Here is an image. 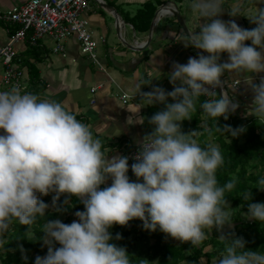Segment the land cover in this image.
<instances>
[{"label": "clouds", "instance_id": "9594fccd", "mask_svg": "<svg viewBox=\"0 0 264 264\" xmlns=\"http://www.w3.org/2000/svg\"><path fill=\"white\" fill-rule=\"evenodd\" d=\"M222 5V0H190V10L206 22L199 32L189 33L183 44L209 55L190 57L186 64L173 62L168 74L172 91L153 86L143 92L137 86L147 106L165 107L148 118L153 130L139 142L131 165L136 181L127 175L129 158L106 157L101 140L60 102L22 94L16 86L0 92L4 133L0 135V233L14 220L31 225L37 214L45 215L49 206L37 193H55L54 207L61 194L76 197L84 205L70 224L60 220L43 224L42 240L48 251L36 256L35 264H131L127 249L110 243L122 239L121 234L113 237L109 228L127 226L133 219L141 220L145 230L159 229L192 245L207 238L206 228L221 231L231 224L225 192L234 189L236 180L218 186L216 171L224 162L219 148L200 147L194 138L197 132L185 134L178 123L191 119L199 97L216 95L226 70L264 73V7L249 17L256 27L248 30L234 20L214 19L222 14ZM239 12V6H233L229 15ZM221 53L228 54V61L219 62ZM249 85L254 94L252 112L264 123V76L259 84ZM200 107L209 117L227 119L238 104L221 92L218 99H206ZM217 131L237 137L246 128L217 126ZM109 178L110 186L101 189ZM257 184L264 191V177ZM251 195L244 193L243 199L249 201ZM246 216L264 223V203H250ZM219 239L225 242V250L213 264H264V254L245 250L243 238L221 233Z\"/></svg>", "mask_w": 264, "mask_h": 264}, {"label": "crops", "instance_id": "0c3cea01", "mask_svg": "<svg viewBox=\"0 0 264 264\" xmlns=\"http://www.w3.org/2000/svg\"><path fill=\"white\" fill-rule=\"evenodd\" d=\"M27 1L0 0V10L5 11ZM103 1L122 17L125 25L121 28V34L125 43L137 48H143L149 40L151 27L147 32L137 31L126 17H134L148 3L155 6V14L163 6L176 9L183 18L188 34L199 32L201 23L206 22L190 10V0ZM222 4V14L214 19L225 22L234 20L239 27L251 30L256 25L250 22L249 17L264 7V0H222ZM233 6H239L238 16L229 15ZM84 16L90 22L94 38L106 40L97 49L98 62L82 54L75 37L65 41L63 54L54 51L56 42L51 36L44 37L37 45L20 42L15 46L18 55L16 61L26 72L25 90L21 93L35 94L40 100L60 102L78 121L89 126L94 138L101 140L106 157L124 156L131 145L139 144L147 134L150 106L140 99L137 86L141 85L144 92V79H147L151 87L172 91L168 74L172 71L173 62L186 64L190 57H198L202 53L200 49L184 46L188 34L166 7L162 19H158L153 27L150 45L144 51L132 50L119 41L113 12L98 2H92ZM12 29L13 26L0 23L1 44L9 41ZM245 44L251 45V41H245ZM226 61L228 54L221 53L219 62ZM30 66H33V71ZM262 76L264 73L226 70L221 79L234 103L253 107L254 94L249 84H259ZM235 82L239 84L238 89L233 86ZM8 90L0 80V92ZM123 94L130 96L126 103ZM235 112L243 120L256 118L252 110ZM178 123L183 132L182 123ZM2 134L3 130H0ZM110 184L111 178L104 185Z\"/></svg>", "mask_w": 264, "mask_h": 264}, {"label": "trees", "instance_id": "16d2710c", "mask_svg": "<svg viewBox=\"0 0 264 264\" xmlns=\"http://www.w3.org/2000/svg\"><path fill=\"white\" fill-rule=\"evenodd\" d=\"M155 10V6L148 3L134 17H126V20L133 24L137 31L147 32L151 27ZM30 68L31 71L34 70L33 66ZM144 82L146 85L144 92L151 91L149 80L144 79ZM206 99L208 98L201 96L196 100V110L191 113V119L181 121L182 130L185 134L196 131L197 135L194 138L202 148H207L208 145L219 148L224 162L216 171L218 186H223L231 179L236 180L234 189L225 192V199L231 207V224L225 225L221 231H217L215 227L206 228L204 231L207 238L199 245H192L190 242L174 244L168 241L169 236L159 229L155 232L145 230L143 222L139 219L129 221L127 226L113 225L109 232L113 237L117 233L121 234L122 239H113L110 243L125 247L131 264H141L142 261L143 264H213L225 250V242L219 239L221 233L225 235L234 233L236 238H243L246 241L245 250L264 254V223L246 216L250 203H264V191L258 189L261 186L257 184V181L264 177V123L257 118L243 120L236 112L231 111L227 119L223 116L209 117L200 107ZM215 99H218L217 96ZM172 102L169 98L168 103ZM164 107V104L159 103L149 107L147 134L153 130L148 118ZM217 126L221 128L230 126L233 129L243 126L246 131L232 137L230 133L217 131ZM127 175L130 181L137 180L131 169ZM107 186L110 185L102 184L100 187L103 189ZM247 192L252 194L249 201L243 199L244 193ZM37 195L39 200L49 206L45 215L37 214L35 222L31 225L14 220L6 232L0 233V241H3L0 244V264H35L36 256L43 257L48 251L42 240L43 224L53 220L70 224L78 219L75 212L84 210L83 203L67 194L60 195L55 207L52 204L55 193ZM55 246L60 247L58 243ZM203 258L207 259L206 263L202 261Z\"/></svg>", "mask_w": 264, "mask_h": 264}, {"label": "built area", "instance_id": "2783aa9c", "mask_svg": "<svg viewBox=\"0 0 264 264\" xmlns=\"http://www.w3.org/2000/svg\"><path fill=\"white\" fill-rule=\"evenodd\" d=\"M96 0H28L25 4L13 6L8 10H0V23L13 26L10 38L6 44L0 43V80L9 90L16 86L21 92L25 90L26 72L18 66L17 51L15 46L24 41L32 45L46 36H51L55 42V52H65V41L75 37L82 54L91 60L98 62L97 49L100 44L105 43V38L97 40L90 29V22L84 13ZM165 9H162V13ZM223 82V81H222ZM233 86L238 89L239 84ZM223 92L226 95L225 82L216 89V95L206 97L215 99ZM124 103L130 98L123 94ZM139 151V144L131 145L124 153L129 158V169L135 162L134 157Z\"/></svg>", "mask_w": 264, "mask_h": 264}, {"label": "water", "instance_id": "95a60500", "mask_svg": "<svg viewBox=\"0 0 264 264\" xmlns=\"http://www.w3.org/2000/svg\"><path fill=\"white\" fill-rule=\"evenodd\" d=\"M100 5H102L103 7L105 8H108L110 9L113 14H114V17L116 19V33H117V36L119 38V41L124 44L127 48H130L132 50H135V51H144L148 48V46L150 45V42H151V37H152V32H153V27L156 23V21L159 19L161 20L162 19V9L165 7L168 9V11L171 12L172 16H174L177 21L179 22V24L182 26V28L184 29V31L188 34V30L186 28V25L183 21V18L181 17L180 13H178V11L176 9H173L172 7H169V6H163L162 8H160L159 10H157L156 14H155V18L152 22V25H151V31H150V37H149V40L146 42V44L144 45L143 48H137L136 46H130V45H127L122 37V34H121V28L123 26V24L125 25L122 17L120 16L119 12H117L113 7L111 6H108L103 0H96ZM201 53L205 56H207V53L206 52H203V50H200ZM221 92H219V96H220ZM228 96V95H227ZM253 107H250V106H238L237 109L235 111H239V110H252Z\"/></svg>", "mask_w": 264, "mask_h": 264}, {"label": "rangeland", "instance_id": "374dc122", "mask_svg": "<svg viewBox=\"0 0 264 264\" xmlns=\"http://www.w3.org/2000/svg\"><path fill=\"white\" fill-rule=\"evenodd\" d=\"M218 98H219V95H218ZM199 145H200V144H199ZM167 240L170 241V242H172V243H174V244H180V243H181V241L175 240V239H173V238L170 237V236H169V238H168ZM207 250H208V249H207ZM202 261H203L204 263H206L207 259H206V258H203Z\"/></svg>", "mask_w": 264, "mask_h": 264}]
</instances>
